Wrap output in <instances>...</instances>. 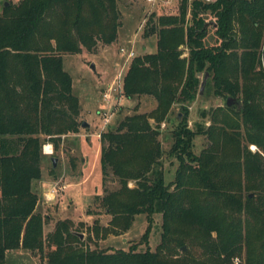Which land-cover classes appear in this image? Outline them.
<instances>
[{"label": "trees", "instance_id": "16d2710c", "mask_svg": "<svg viewBox=\"0 0 264 264\" xmlns=\"http://www.w3.org/2000/svg\"><path fill=\"white\" fill-rule=\"evenodd\" d=\"M8 1L0 2V264L16 249L46 264H264V0H182L175 15L147 17L156 50L129 60L122 95L155 106H135L100 133L103 193L93 199L109 220L95 219L84 238L70 218L43 233L48 217L32 183L42 145L56 151L82 124L62 55L114 42L119 0ZM205 73L215 96L237 102L212 108L209 124L192 130L187 105ZM175 104L182 115L166 151L160 126ZM198 133L207 141L194 153ZM164 155L178 163L168 182ZM153 213L161 214L154 250L90 247L92 237L126 232L137 214L147 221L138 244H147Z\"/></svg>", "mask_w": 264, "mask_h": 264}, {"label": "rangeland", "instance_id": "374dc122", "mask_svg": "<svg viewBox=\"0 0 264 264\" xmlns=\"http://www.w3.org/2000/svg\"><path fill=\"white\" fill-rule=\"evenodd\" d=\"M1 6V5H0ZM119 13L121 15V27L118 30L117 39L109 45L98 44L95 50L80 53H64L62 55V66L69 73L72 83V91L79 99V119L82 124L76 133H68L62 136L59 148L55 151L51 145L52 152H45L42 147V158L40 167L41 178L33 181V190L38 196L36 210L43 217H48L44 224L43 233L52 229L57 220L70 218L82 237L91 236L89 228L93 221L98 218L99 224L107 225L109 217L104 215L95 207L94 196L103 193L101 182V170L99 165V137L100 133L114 126L119 118L131 113L135 106L138 112L149 111L155 106V100L147 95L139 98H125L114 108L110 123L101 128V119L97 115L102 105L100 93L110 83L116 72L121 68L122 60L126 56L128 47L134 48V55L156 50L154 34H145L142 24L143 9L140 0H119ZM179 3L169 8L159 9L152 13L155 18L159 15H175L178 12ZM1 8V7H0ZM213 19L207 18L208 34L205 42H215V34L212 29ZM126 51L121 52L120 48ZM186 49L183 55H186ZM94 68H91V65ZM126 67V66H125ZM204 75L198 74L199 83L196 87L194 100L187 105L188 119L187 127L205 128L209 124V116L212 108L222 106L225 100L215 96L208 85V79L200 92V86ZM179 104L173 105L169 112V119L161 123L160 142L167 151L173 142V129L178 124ZM203 134H196L193 138V152L199 153L206 144ZM251 151H255L254 145H249ZM45 152V153H44ZM51 157L56 158L54 167L51 165ZM164 180L171 181L174 177L178 163L171 156H163ZM53 169V172H51ZM56 191L52 192V188ZM109 189L116 186L115 183L107 184ZM161 214L153 213L152 222L149 227L147 244H138L142 234L147 227L144 214H137L130 228L121 234L109 233L105 237L93 238L90 247L99 248H123L128 249L135 243L138 250L147 248L154 250L160 240ZM4 264H46L45 260L33 252L16 249L10 252Z\"/></svg>", "mask_w": 264, "mask_h": 264}, {"label": "built area", "instance_id": "2783aa9c", "mask_svg": "<svg viewBox=\"0 0 264 264\" xmlns=\"http://www.w3.org/2000/svg\"><path fill=\"white\" fill-rule=\"evenodd\" d=\"M2 1H8V0H0ZM11 1H17V0H11ZM141 5L143 7L144 16L142 17V24L145 23L147 17L158 11L159 9H165L169 8L172 5H175V3H181L182 0H140ZM208 1V0H206ZM121 52L126 51L124 48H120ZM134 56V48L132 46L129 47V49L126 52V56L124 61L121 63V68L116 72L112 80L109 84L106 85L105 89L100 93V99H102V105L97 111V115L100 116L101 119V128H105L112 118V114L114 112V108L116 105L119 104L120 100L122 99V76L123 73L127 67V63L129 60ZM126 66V67H125ZM49 145V150L45 152H52L51 150V144ZM52 192L56 191V187L54 186L51 190ZM237 260L234 259L235 264Z\"/></svg>", "mask_w": 264, "mask_h": 264}, {"label": "water", "instance_id": "95a60500", "mask_svg": "<svg viewBox=\"0 0 264 264\" xmlns=\"http://www.w3.org/2000/svg\"><path fill=\"white\" fill-rule=\"evenodd\" d=\"M4 4L8 5L9 1H6ZM90 66H91L92 69L94 68V66H92V64ZM206 77H207V73H205L203 78H202L203 80H202V83H201V86H200V90H199L200 92L202 91L203 86H204V84L206 82ZM235 102H237V101L235 100V98H233L231 96L227 97V99L225 100L226 106L227 105L230 106V105H232ZM55 164H56V158L55 157H51V165H52V167H54ZM248 195L250 196V193H248ZM79 236H80V238H82V233H80Z\"/></svg>", "mask_w": 264, "mask_h": 264}, {"label": "bare ground", "instance_id": "6f19581e", "mask_svg": "<svg viewBox=\"0 0 264 264\" xmlns=\"http://www.w3.org/2000/svg\"><path fill=\"white\" fill-rule=\"evenodd\" d=\"M45 148H44V150H46V151H50L49 150V145H46V146H44ZM45 153V152H44Z\"/></svg>", "mask_w": 264, "mask_h": 264}, {"label": "crops", "instance_id": "0c3cea01", "mask_svg": "<svg viewBox=\"0 0 264 264\" xmlns=\"http://www.w3.org/2000/svg\"><path fill=\"white\" fill-rule=\"evenodd\" d=\"M129 48V47H128ZM124 59H125V57H124ZM124 60H122V62H123ZM99 142V141H98ZM99 146V145H98ZM99 149V148H98ZM99 153H100V150H99Z\"/></svg>", "mask_w": 264, "mask_h": 264}]
</instances>
